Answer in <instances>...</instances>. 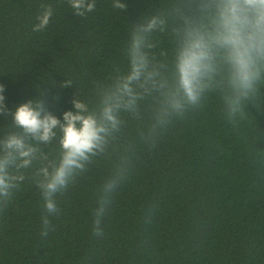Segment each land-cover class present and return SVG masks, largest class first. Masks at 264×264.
I'll list each match as a JSON object with an SVG mask.
<instances>
[{"label":"trees","instance_id":"16d2710c","mask_svg":"<svg viewBox=\"0 0 264 264\" xmlns=\"http://www.w3.org/2000/svg\"><path fill=\"white\" fill-rule=\"evenodd\" d=\"M121 2L123 10L114 0H95L94 11L78 17L69 0H0L5 107L40 97L60 120L75 111L74 98L92 107L97 85L126 66L130 26L147 14L167 21L150 36L149 54L170 75L177 0ZM43 5L53 14L45 29L33 31ZM259 91L235 126L220 95L209 92L155 137L160 101L156 93L145 96L138 114H121L105 151L57 194L59 212L48 216L46 237L40 235L43 197L26 170L0 208V264H264V87ZM10 123L0 114V136ZM41 148L55 158L58 140ZM118 169L126 179L97 237L93 212L103 183Z\"/></svg>","mask_w":264,"mask_h":264},{"label":"clouds","instance_id":"9594fccd","mask_svg":"<svg viewBox=\"0 0 264 264\" xmlns=\"http://www.w3.org/2000/svg\"><path fill=\"white\" fill-rule=\"evenodd\" d=\"M69 3L78 17L96 7L95 0ZM113 7L123 10L126 4L114 0ZM42 8L33 31L45 29L53 14L51 6ZM174 12L177 43L170 75L149 54L155 46L150 36L164 31L167 21L160 13L147 14L129 28L123 50L126 66L97 85L92 107L74 98L75 111L63 112L62 120L47 110L40 97L7 109L0 84V114L11 120L0 136V208L8 205L26 179L25 171L31 169V178L43 197L46 214L41 218L40 235L46 237L51 227L48 216L59 212L57 194L105 151L120 130L121 114H138L139 102L152 93L160 101L153 137L161 135L173 118L199 107L209 92L220 95L227 122L235 126L237 117L243 118L246 104L259 97V89L264 87V0H177ZM54 139L59 152L50 158L41 145ZM154 144L155 139L150 146ZM125 179L126 171L118 169L103 183L93 212L95 236H103L102 219Z\"/></svg>","mask_w":264,"mask_h":264}]
</instances>
